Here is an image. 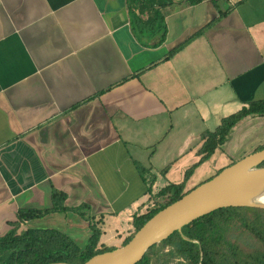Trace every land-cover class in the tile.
Segmentation results:
<instances>
[{
	"label": "crops",
	"instance_id": "obj_1",
	"mask_svg": "<svg viewBox=\"0 0 264 264\" xmlns=\"http://www.w3.org/2000/svg\"><path fill=\"white\" fill-rule=\"evenodd\" d=\"M258 101L264 0H0V238L63 224L91 237L73 211L86 205L104 216L100 245L125 242L201 161L202 134ZM263 132L264 117L239 122L185 192ZM54 192L68 211L19 222Z\"/></svg>",
	"mask_w": 264,
	"mask_h": 264
},
{
	"label": "trees",
	"instance_id": "obj_2",
	"mask_svg": "<svg viewBox=\"0 0 264 264\" xmlns=\"http://www.w3.org/2000/svg\"><path fill=\"white\" fill-rule=\"evenodd\" d=\"M252 115L264 117V101L247 104L238 113L225 118L216 131H206L202 134L203 146L199 151L202 156L201 161L187 171L184 182L170 184L161 189L157 194V201L147 213L134 217V231L125 240L123 246L158 212L184 196L186 183L196 168L210 159L216 150L225 144L232 129L239 122ZM261 149H264V145L255 151ZM261 166L264 167V163ZM65 200L66 194L54 192L52 209L20 210L19 222L40 219L55 211L66 212L69 209L64 206ZM88 209L84 205L73 210L79 213L83 221L88 222L92 232L86 247H80L57 229H29L19 235L16 231H11L0 238V256L11 252L9 258L2 264H84L95 255L114 250L115 248L100 245L102 236L100 226L104 224V216L100 219L92 217ZM197 225H207L214 233L216 245L213 250L192 235L190 230ZM244 233H247V236ZM240 236L246 237L248 241L250 239L251 242H256L255 244L260 248H256L252 243L239 241ZM160 246L171 247L170 261L180 257L189 264H264V210L231 207L212 212L185 226L182 232H175L168 239L150 248L142 261L137 264H151L153 253Z\"/></svg>",
	"mask_w": 264,
	"mask_h": 264
},
{
	"label": "water",
	"instance_id": "obj_3",
	"mask_svg": "<svg viewBox=\"0 0 264 264\" xmlns=\"http://www.w3.org/2000/svg\"><path fill=\"white\" fill-rule=\"evenodd\" d=\"M263 163L264 149L246 155L158 212L126 245L95 255L84 264H137L150 248L212 212L231 207L264 210L260 198L264 195Z\"/></svg>",
	"mask_w": 264,
	"mask_h": 264
},
{
	"label": "rangeland",
	"instance_id": "obj_4",
	"mask_svg": "<svg viewBox=\"0 0 264 264\" xmlns=\"http://www.w3.org/2000/svg\"><path fill=\"white\" fill-rule=\"evenodd\" d=\"M255 142H257V144L260 142L258 144V146L259 145H261V146L264 145V132L260 135L259 138H256V139L252 140L248 144H252L254 146V148H255V147H257V146H255L257 144H254ZM242 152H240V154H238V156L237 155L234 156V158H232V159L234 161H238L239 159H237L236 157H240L241 156L240 159H242L243 157H245L246 154H242ZM231 161L230 162L221 163V166H219V167L218 166H216V167L212 166L211 169L206 170L203 174L197 175L194 178V180L189 184V189L192 190L195 187L201 185L202 183H204V182L212 179L213 177H215L221 171L220 170L221 167H222L221 169H224V168L230 166L233 163V161L232 162ZM62 218H64V216L61 217V218L60 217H57L58 222L63 223V221H62L63 219ZM75 218L78 219V217H75ZM83 223L87 225V226L85 225L86 226L85 227V230L88 231V229L90 228L89 225L87 223H85V222H83ZM40 224L41 223H35L32 226L33 227L34 226L38 227ZM43 224L49 225L48 222L47 223H43ZM55 228L61 229L60 231L64 235L71 237V239H73V241L75 243H77L79 246H81L83 248L86 247L88 245V243H89L90 234H84V232H80V234H75V236L74 235H71L70 234L71 233V228L65 227L64 224L61 225L60 228L59 227H55ZM75 228L79 229L77 226ZM190 231H191L192 235L195 238H197V239L203 241L204 243H206L211 248V250L214 249V247L216 245V243H215V235L208 228L207 225H197V226H194L193 228H191ZM240 235H241V233H240ZM244 235L247 236V233H244ZM238 240L239 241H242V242H245V243H252V245H254L256 248H260L259 245H256L255 244L256 242H251L250 239L248 241V239L246 237H244V236H240L238 238ZM123 243L124 242H116L115 244L109 243V244H107L108 245L107 247H109V248H119V247H122ZM170 251H171V247H169V246H165V247L160 246L156 250V252L153 253L151 264H168L167 262H169L170 259H171ZM169 264H189V263L187 261H185L184 259H182L180 257H177V258L171 260L169 262Z\"/></svg>",
	"mask_w": 264,
	"mask_h": 264
},
{
	"label": "bare ground",
	"instance_id": "obj_5",
	"mask_svg": "<svg viewBox=\"0 0 264 264\" xmlns=\"http://www.w3.org/2000/svg\"><path fill=\"white\" fill-rule=\"evenodd\" d=\"M262 201H264V195L260 197Z\"/></svg>",
	"mask_w": 264,
	"mask_h": 264
}]
</instances>
